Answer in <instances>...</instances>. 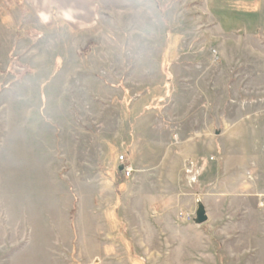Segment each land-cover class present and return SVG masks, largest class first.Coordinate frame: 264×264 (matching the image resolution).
I'll list each match as a JSON object with an SVG mask.
<instances>
[{"label":"rangeland","instance_id":"obj_1","mask_svg":"<svg viewBox=\"0 0 264 264\" xmlns=\"http://www.w3.org/2000/svg\"><path fill=\"white\" fill-rule=\"evenodd\" d=\"M255 1L1 3L0 264H264Z\"/></svg>","mask_w":264,"mask_h":264},{"label":"crops","instance_id":"obj_2","mask_svg":"<svg viewBox=\"0 0 264 264\" xmlns=\"http://www.w3.org/2000/svg\"><path fill=\"white\" fill-rule=\"evenodd\" d=\"M13 1L15 0H0V5L2 2L7 4V2ZM49 1L50 0H27V2L33 6V9L40 13V16L45 18V20L46 17L49 16L47 12L51 11L52 4L57 7V11L62 19L72 20L80 25L87 23L89 19L91 20L96 12L92 0H53L54 2L52 1L50 3L47 10V4ZM255 2V0H235V3H231L232 7H234L231 11H235V13H248L254 8L253 6L255 5ZM251 5L252 7H250Z\"/></svg>","mask_w":264,"mask_h":264},{"label":"water","instance_id":"obj_3","mask_svg":"<svg viewBox=\"0 0 264 264\" xmlns=\"http://www.w3.org/2000/svg\"><path fill=\"white\" fill-rule=\"evenodd\" d=\"M118 169L121 170V167H119ZM192 220L196 225H202L208 220L206 209L201 201H197L196 209Z\"/></svg>","mask_w":264,"mask_h":264},{"label":"built area","instance_id":"obj_4","mask_svg":"<svg viewBox=\"0 0 264 264\" xmlns=\"http://www.w3.org/2000/svg\"><path fill=\"white\" fill-rule=\"evenodd\" d=\"M120 162H124V156L123 155L120 156ZM119 167H121V170L120 171L124 175H126V176H131L132 175L133 169L130 166H128V165H121Z\"/></svg>","mask_w":264,"mask_h":264},{"label":"trees","instance_id":"obj_5","mask_svg":"<svg viewBox=\"0 0 264 264\" xmlns=\"http://www.w3.org/2000/svg\"><path fill=\"white\" fill-rule=\"evenodd\" d=\"M72 211H73V209L71 210V213H73Z\"/></svg>","mask_w":264,"mask_h":264},{"label":"bare ground","instance_id":"obj_6","mask_svg":"<svg viewBox=\"0 0 264 264\" xmlns=\"http://www.w3.org/2000/svg\"><path fill=\"white\" fill-rule=\"evenodd\" d=\"M80 17V16H79ZM81 18V17H80ZM81 21V20H80ZM87 22V21H86Z\"/></svg>","mask_w":264,"mask_h":264}]
</instances>
